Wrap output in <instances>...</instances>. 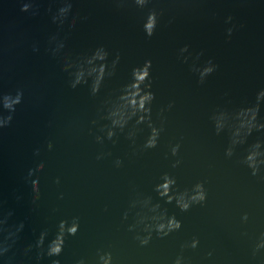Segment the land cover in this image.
<instances>
[{
	"label": "water",
	"instance_id": "water-1",
	"mask_svg": "<svg viewBox=\"0 0 264 264\" xmlns=\"http://www.w3.org/2000/svg\"><path fill=\"white\" fill-rule=\"evenodd\" d=\"M24 3L32 5L27 12L21 11ZM60 6L59 0H0V89L24 90L11 125L0 130V210L12 213L10 224L25 223L18 261L36 264L22 256L23 246L42 229L51 238L61 220L78 217L79 230L66 238L61 255L39 264L52 259L100 264L105 252L112 254V264H175L177 258L181 264H264V248H257L264 239V165L254 176L243 162L257 142L264 152V129L235 146L230 131L234 114L256 104L264 90V0H154L143 10L115 0H72L63 26L52 21ZM152 7L164 14L148 38L142 21ZM233 26L228 38L226 29ZM56 34L66 42L61 56L52 54L49 43ZM185 45L188 51L181 53ZM99 47L109 53V69L117 54L119 61L93 96L91 81L70 86L64 64ZM209 59L218 67L199 83L193 67ZM145 60L152 62L151 118L163 127L156 147L147 149L145 124L132 121L111 140L100 130L109 123L101 119L105 101L118 95L132 69ZM135 98L133 85L126 100L136 104ZM221 113L230 118L218 134ZM239 118L243 121L245 114ZM256 122L264 124V98ZM130 131H135L131 139ZM229 147L232 156L226 155ZM41 162L43 170L33 176L39 178L40 199L33 203L25 177ZM165 174L175 178L174 192L187 190L185 199L203 182L205 203L181 211L175 200L166 202L157 191L158 184L165 191ZM161 214L175 216L181 228L166 236L152 231L141 246L137 236H147L145 224H155L151 218ZM194 238L199 244L193 249L187 245Z\"/></svg>",
	"mask_w": 264,
	"mask_h": 264
},
{
	"label": "clouds",
	"instance_id": "clouds-1",
	"mask_svg": "<svg viewBox=\"0 0 264 264\" xmlns=\"http://www.w3.org/2000/svg\"><path fill=\"white\" fill-rule=\"evenodd\" d=\"M61 6L58 8L56 13L52 16V21L58 23L60 26L68 21L71 15L72 0H59ZM115 2L123 7L127 3L134 4L138 9H145L149 4L154 3V0H115ZM32 7L30 3H24L21 7V11L27 12ZM51 11V9H49ZM164 12L162 9L156 7L148 8L146 14L143 17L142 28L146 37L151 38L161 21ZM232 16L226 18V23L232 21ZM75 25V18L71 20V26ZM234 27H229L226 29L228 38L231 37ZM50 44H54L51 48L52 54L54 56H61L63 50L65 49L66 42L64 39L59 37V34L53 35L49 40ZM33 51H38V49L33 46ZM188 51V45H185L180 49L181 53ZM203 53L197 55V59ZM109 53L103 47L95 49L90 55L84 54L78 56L74 60H70L64 64V70L69 72L71 76L70 86L76 88L78 85L87 84L91 81L90 92L93 96L97 95L101 89V86L105 80V77L112 76L115 74L116 64L119 61V54H117L116 59L111 63V69L107 63ZM187 57H184L185 62H187ZM151 60H145L142 65L136 66L132 69L131 78L126 83L122 89L119 91L118 95L114 99H109L105 101L103 108L101 109L102 115L101 119L109 121L108 124L102 125L100 130L105 133L107 139L111 140L117 133V131H123L130 122L134 121L135 125L145 124L149 129V135L144 144V148H155L160 136L163 131V127H157L151 118V105L155 99L154 93L151 91ZM218 65H216L211 59H209L203 67H193V70L199 73V83H204L207 76L211 75L216 71ZM135 85L136 91V104H129L126 97L132 90V86ZM24 90L23 88H17L15 92H5L0 89V130L9 127L13 120V115L16 112V108L23 102ZM264 98V90H261L257 94V103L240 108L232 117L235 123L231 126V144L235 146L238 143H243L247 135H250L253 130L264 129V124L257 123V116L259 112V101ZM169 109L172 107L169 104ZM163 111V109L161 110ZM243 112L245 114V119L243 121L239 118V113ZM5 113H7L5 115ZM229 114L221 113L216 119V131L219 132L225 128L226 122L229 119ZM93 125L97 124L96 120L92 121ZM135 135V131H130L128 137L131 139ZM96 141L103 143L104 137L97 135L95 137ZM48 149L51 150L53 145L51 142L47 145ZM179 144L172 147V155H177L179 151ZM261 145L259 142L251 146L247 155L245 156L243 162L252 170V175H257L260 166L264 165V152L260 151ZM40 149L34 150L35 155H39ZM227 156L233 155V147H229L226 150ZM102 156H97V159H101ZM116 166L120 167L122 161L117 160ZM177 164L179 161L176 162ZM176 164L173 165L175 167ZM44 164L41 162L34 168H29L28 173L25 177V182L31 185L33 193V203L40 199V188H39V178L33 179L36 173L42 171ZM167 180L164 181L163 187L164 192H160L159 184L157 185V191L162 198H166V202L171 203L175 200L177 207L181 211H188L190 207L194 204L203 205L207 199V191L204 187L203 182H198L195 184L196 189H198L195 196L188 199L183 198V193L186 192H174L173 187L176 184L175 178L170 177L165 174ZM56 183H59L57 179ZM158 207V205H157ZM11 212H3L0 210V261L3 264H25L23 260L17 259V252L20 251V241L21 235L25 228V223L20 221L15 224H10L9 219L11 218ZM247 214L243 217L247 220ZM156 221L155 224H145L144 231L148 233L145 237L137 236L141 246L147 245L151 239L152 231H156L160 236H166L173 231H177L181 228V222L175 218V216H167L166 214H161L159 216H153L151 218ZM79 230V218L73 217L71 222L68 220H61L56 226L55 234L49 238L50 233L47 228L42 229L35 239L27 243L22 248V256L27 257L29 260L36 261V264L44 257H59L63 252L66 238L68 236H75ZM199 244L198 239H193L190 243L191 248H196ZM257 248H264V239L257 244ZM100 264H112V254L110 252H105L99 256ZM51 264H60L58 259H52ZM78 264H84L83 260L78 261ZM175 264H181V258H177Z\"/></svg>",
	"mask_w": 264,
	"mask_h": 264
}]
</instances>
